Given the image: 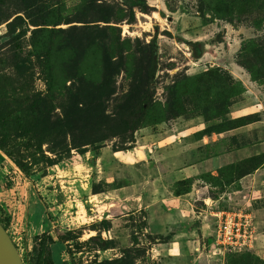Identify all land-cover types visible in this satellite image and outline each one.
Masks as SVG:
<instances>
[{
  "label": "rangeland",
  "instance_id": "1",
  "mask_svg": "<svg viewBox=\"0 0 264 264\" xmlns=\"http://www.w3.org/2000/svg\"><path fill=\"white\" fill-rule=\"evenodd\" d=\"M0 76L33 116L0 150V221L23 264H161L134 212L136 150L166 141L168 169L206 157L213 198L264 166V0H0ZM243 195L218 209L252 216ZM212 244V264H264Z\"/></svg>",
  "mask_w": 264,
  "mask_h": 264
},
{
  "label": "crops",
  "instance_id": "2",
  "mask_svg": "<svg viewBox=\"0 0 264 264\" xmlns=\"http://www.w3.org/2000/svg\"><path fill=\"white\" fill-rule=\"evenodd\" d=\"M164 143L167 144L166 141L157 142L150 149L142 148L141 156L136 150L129 157L130 162L125 161L140 172L138 182L142 186L133 185L136 191L134 212L147 211L143 230L158 237L148 248L150 259L161 264H212L214 257L208 249L210 237L214 234L217 217L224 213L218 209V203L225 201V197L229 199L235 192L244 193V203L253 213L255 241L252 253L264 259L263 164L240 178L238 190L222 191L213 198L206 194L208 184L199 183H202L199 176L204 171H213L209 159L203 157L182 167L172 166V163L168 169L164 160L170 154L160 148ZM147 168L151 171L149 178L145 177ZM187 180L189 187L186 191H173L174 184ZM161 235H167L165 242H159Z\"/></svg>",
  "mask_w": 264,
  "mask_h": 264
},
{
  "label": "trees",
  "instance_id": "3",
  "mask_svg": "<svg viewBox=\"0 0 264 264\" xmlns=\"http://www.w3.org/2000/svg\"><path fill=\"white\" fill-rule=\"evenodd\" d=\"M0 79H4L0 76ZM5 81V80H3ZM32 114L24 102L6 87L0 84V150L11 156L12 147L11 137L25 139L30 137L29 123L32 119ZM13 134V135H12ZM14 164L25 174L28 173L29 167L27 164L15 159ZM0 224L1 221H0Z\"/></svg>",
  "mask_w": 264,
  "mask_h": 264
},
{
  "label": "built area",
  "instance_id": "4",
  "mask_svg": "<svg viewBox=\"0 0 264 264\" xmlns=\"http://www.w3.org/2000/svg\"><path fill=\"white\" fill-rule=\"evenodd\" d=\"M254 237L255 226L249 212H224L214 230L213 253L249 252Z\"/></svg>",
  "mask_w": 264,
  "mask_h": 264
},
{
  "label": "water",
  "instance_id": "5",
  "mask_svg": "<svg viewBox=\"0 0 264 264\" xmlns=\"http://www.w3.org/2000/svg\"><path fill=\"white\" fill-rule=\"evenodd\" d=\"M0 264H23L9 235L0 224Z\"/></svg>",
  "mask_w": 264,
  "mask_h": 264
}]
</instances>
